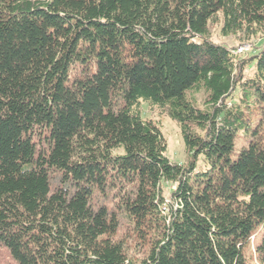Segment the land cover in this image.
Here are the masks:
<instances>
[{"label": "trees", "instance_id": "16d2710c", "mask_svg": "<svg viewBox=\"0 0 264 264\" xmlns=\"http://www.w3.org/2000/svg\"><path fill=\"white\" fill-rule=\"evenodd\" d=\"M218 22L263 35L264 0H0V243L16 264H264V45L235 54ZM144 103L178 125L186 163Z\"/></svg>", "mask_w": 264, "mask_h": 264}, {"label": "rangeland", "instance_id": "374dc122", "mask_svg": "<svg viewBox=\"0 0 264 264\" xmlns=\"http://www.w3.org/2000/svg\"><path fill=\"white\" fill-rule=\"evenodd\" d=\"M210 32L212 35V40L216 43L225 44L229 47H239L242 45H251V50L249 51V55L254 54L257 52L263 45H264V34L257 35V37H253L251 39H247V36L244 35H236V36H229L226 37L222 33V23H214L210 26ZM247 54V55H248ZM244 55L243 57H246ZM250 73V71H248ZM198 99L201 100V95L197 96ZM142 109L144 112V116L146 118H152L159 122L162 127V131L164 137L167 141V150L166 155L170 158L171 161L177 163H186L188 160V154L185 149V144L180 132L178 125L172 121L170 118L166 117L163 114H160L159 111L150 109L147 104L142 105ZM37 141V140H36ZM39 140L37 141V143ZM241 143H238L237 146H240ZM40 146V144H39ZM198 168H204L203 160H200L198 164ZM52 185L55 187L61 184L62 175L58 171H51L50 172ZM163 186L165 187V195L169 199L171 190L173 189V184H166L164 183ZM116 194H112L111 192L102 193L98 195V202L99 203H107L109 206L113 207L116 203ZM121 223L122 226L119 231V236L123 238L125 241L128 242L130 245V252L134 258L142 257L141 248L136 247V251L133 249L134 242L129 239L130 237V222L126 219L125 215H121ZM0 264H16L15 259L12 256L10 250L0 243Z\"/></svg>", "mask_w": 264, "mask_h": 264}, {"label": "built area", "instance_id": "2783aa9c", "mask_svg": "<svg viewBox=\"0 0 264 264\" xmlns=\"http://www.w3.org/2000/svg\"><path fill=\"white\" fill-rule=\"evenodd\" d=\"M250 50H251V45H242V46L237 47L234 50V53L238 55H244L248 53Z\"/></svg>", "mask_w": 264, "mask_h": 264}]
</instances>
